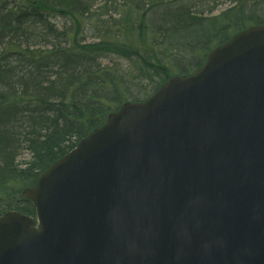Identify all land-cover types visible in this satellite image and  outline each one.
<instances>
[{"label": "water", "instance_id": "1", "mask_svg": "<svg viewBox=\"0 0 264 264\" xmlns=\"http://www.w3.org/2000/svg\"><path fill=\"white\" fill-rule=\"evenodd\" d=\"M23 195L38 223L0 217V264H264V25L125 102Z\"/></svg>", "mask_w": 264, "mask_h": 264}, {"label": "trees", "instance_id": "2", "mask_svg": "<svg viewBox=\"0 0 264 264\" xmlns=\"http://www.w3.org/2000/svg\"><path fill=\"white\" fill-rule=\"evenodd\" d=\"M229 2L224 8L222 0L0 3V216L35 215L23 190L110 113L147 99L173 76L194 73L236 32L264 25V0ZM52 17L68 22L60 27ZM116 54L138 66H119ZM150 78L155 84L147 91ZM24 150L31 159L21 165Z\"/></svg>", "mask_w": 264, "mask_h": 264}, {"label": "rangeland", "instance_id": "3", "mask_svg": "<svg viewBox=\"0 0 264 264\" xmlns=\"http://www.w3.org/2000/svg\"><path fill=\"white\" fill-rule=\"evenodd\" d=\"M222 1L224 4H222L220 6V8L221 7L224 8V7L229 6L228 5V4H230L229 0H222ZM217 12H219V11H217ZM52 18L54 21H56L60 25V27H63L65 25V23L68 22L65 18H63V19L62 18H54V17H52ZM113 59L115 60V62H118L119 66L126 67V69H130L131 71L134 70L136 66H138V63L134 60L133 57L132 58L120 57L119 55L116 54L115 56H113ZM134 75H137V74H134ZM154 77L157 78L156 75ZM152 78H150L149 82L145 81V83H147L145 85V88L147 91H149L150 88L155 84V82H152ZM30 159H31V153L27 150H24L21 153V155L18 157V161H19V163H21V165H24V163L28 162ZM39 178H40V176H39ZM27 200H29V199H27ZM27 214H29V213H27ZM29 215L33 216L32 214H29Z\"/></svg>", "mask_w": 264, "mask_h": 264}]
</instances>
